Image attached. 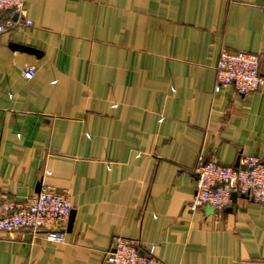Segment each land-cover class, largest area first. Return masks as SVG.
Instances as JSON below:
<instances>
[{
    "label": "crops",
    "instance_id": "0c3cea01",
    "mask_svg": "<svg viewBox=\"0 0 264 264\" xmlns=\"http://www.w3.org/2000/svg\"><path fill=\"white\" fill-rule=\"evenodd\" d=\"M261 2L26 0L23 17L0 13L19 22L0 34L1 192L21 202L43 178L73 213L63 244L0 233V264H105L115 236L163 264H264V204L189 209L199 156L264 158V87L214 93L222 50L258 55L264 78Z\"/></svg>",
    "mask_w": 264,
    "mask_h": 264
},
{
    "label": "built area",
    "instance_id": "2783aa9c",
    "mask_svg": "<svg viewBox=\"0 0 264 264\" xmlns=\"http://www.w3.org/2000/svg\"><path fill=\"white\" fill-rule=\"evenodd\" d=\"M26 0H0V13L13 12L24 16ZM260 9L264 14V0ZM25 26L32 22L24 20ZM19 25L18 21L0 17V34ZM260 57L256 54L222 50L216 64L214 93L232 87L237 94L246 95L264 87L259 73ZM25 80H32L35 68H23ZM195 194L189 205L191 211L207 207L222 212L233 204L232 195L257 204H264V158L243 156L235 166H224L214 159L199 156L194 170ZM50 172H45V176ZM70 194L42 181L36 195L17 202L6 197L0 187V233L12 238L25 231L32 235L42 233L50 243L63 244L71 213ZM155 246L143 249L139 242L123 237L112 238L111 248L105 253V264H163L155 256Z\"/></svg>",
    "mask_w": 264,
    "mask_h": 264
},
{
    "label": "water",
    "instance_id": "95a60500",
    "mask_svg": "<svg viewBox=\"0 0 264 264\" xmlns=\"http://www.w3.org/2000/svg\"><path fill=\"white\" fill-rule=\"evenodd\" d=\"M13 48H17V49H27V48H25V47H23V46H19V45H14L13 44V46H12ZM39 189H40V185H39ZM38 193V192H37ZM232 200H233V204L235 203V201H236V195L235 194H233L232 195ZM72 221H73V213H72V211H71V213H70V216H69V219H68V228H70L71 227V225H72Z\"/></svg>",
    "mask_w": 264,
    "mask_h": 264
}]
</instances>
